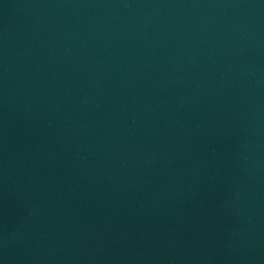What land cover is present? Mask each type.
I'll return each instance as SVG.
<instances>
[{"label":"water","instance_id":"water-1","mask_svg":"<svg viewBox=\"0 0 264 264\" xmlns=\"http://www.w3.org/2000/svg\"><path fill=\"white\" fill-rule=\"evenodd\" d=\"M0 264H264V0H0Z\"/></svg>","mask_w":264,"mask_h":264}]
</instances>
